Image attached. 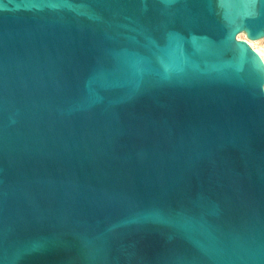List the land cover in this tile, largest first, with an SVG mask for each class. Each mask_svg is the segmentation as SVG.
Returning <instances> with one entry per match:
<instances>
[{
	"label": "water",
	"instance_id": "1",
	"mask_svg": "<svg viewBox=\"0 0 264 264\" xmlns=\"http://www.w3.org/2000/svg\"><path fill=\"white\" fill-rule=\"evenodd\" d=\"M264 0H0V264H264Z\"/></svg>",
	"mask_w": 264,
	"mask_h": 264
},
{
	"label": "bare ground",
	"instance_id": "2",
	"mask_svg": "<svg viewBox=\"0 0 264 264\" xmlns=\"http://www.w3.org/2000/svg\"><path fill=\"white\" fill-rule=\"evenodd\" d=\"M238 37H239V38L244 37V39L247 40V41L250 43V45H252V46L258 51V53H260V55H261L262 58L264 59V48H259L258 46H256V44L259 43L260 41H262L263 38H262V39H259V40L256 41V42H251V41L247 38V35H246L245 33L240 34Z\"/></svg>",
	"mask_w": 264,
	"mask_h": 264
},
{
	"label": "rangeland",
	"instance_id": "3",
	"mask_svg": "<svg viewBox=\"0 0 264 264\" xmlns=\"http://www.w3.org/2000/svg\"><path fill=\"white\" fill-rule=\"evenodd\" d=\"M240 39H244V37L240 38ZM252 46V45H251ZM256 46H258L259 48H264V38L262 41H260L259 43L256 44ZM253 47V46H252Z\"/></svg>",
	"mask_w": 264,
	"mask_h": 264
}]
</instances>
